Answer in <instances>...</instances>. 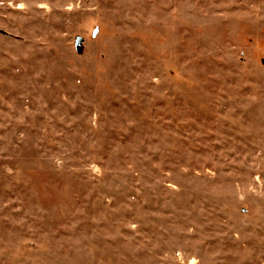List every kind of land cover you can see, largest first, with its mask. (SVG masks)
Segmentation results:
<instances>
[{"label":"rangeland","instance_id":"374dc122","mask_svg":"<svg viewBox=\"0 0 264 264\" xmlns=\"http://www.w3.org/2000/svg\"><path fill=\"white\" fill-rule=\"evenodd\" d=\"M0 28V264H264V0H0Z\"/></svg>","mask_w":264,"mask_h":264},{"label":"water","instance_id":"95a60500","mask_svg":"<svg viewBox=\"0 0 264 264\" xmlns=\"http://www.w3.org/2000/svg\"><path fill=\"white\" fill-rule=\"evenodd\" d=\"M0 32H3L0 28ZM82 42H83V38L81 36H78L77 39H76V45H77V49L78 51H81V48H82Z\"/></svg>","mask_w":264,"mask_h":264}]
</instances>
